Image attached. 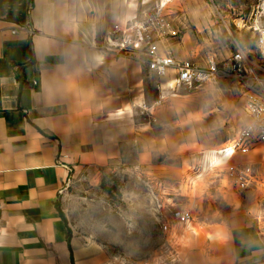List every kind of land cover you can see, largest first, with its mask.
<instances>
[{"label":"crops","instance_id":"crops-1","mask_svg":"<svg viewBox=\"0 0 264 264\" xmlns=\"http://www.w3.org/2000/svg\"><path fill=\"white\" fill-rule=\"evenodd\" d=\"M157 1L0 0V264H124L115 238L73 232L56 203L64 214L59 191L67 179L150 163L152 73L90 41ZM21 26L33 34L11 33ZM260 146L239 159L264 181ZM258 210L197 221L205 235L193 220L175 264H264Z\"/></svg>","mask_w":264,"mask_h":264},{"label":"rangeland","instance_id":"rangeland-1","mask_svg":"<svg viewBox=\"0 0 264 264\" xmlns=\"http://www.w3.org/2000/svg\"><path fill=\"white\" fill-rule=\"evenodd\" d=\"M255 2L175 0L168 17L177 32L170 40L175 57L202 65L207 53L221 59L232 52L234 39L241 46H250L253 33L242 25ZM185 34L183 45L177 47ZM173 76L174 72L163 78L152 74L150 79V163H121L96 177L71 178L62 189L59 202L69 228L91 238L105 234L115 238L114 248L120 251L119 261L124 264L150 259L165 244V236L152 220L148 191L139 177L165 181L167 198L193 212V229L202 235V227L194 225L197 221L230 219L241 209L249 211L264 193V188L256 186L235 191L222 173L219 156L212 161L217 167L207 171L209 155H213L209 153L224 147L246 121L234 85L221 81L173 96L168 86ZM183 236L180 239L185 245L188 234Z\"/></svg>","mask_w":264,"mask_h":264},{"label":"built area","instance_id":"built-area-1","mask_svg":"<svg viewBox=\"0 0 264 264\" xmlns=\"http://www.w3.org/2000/svg\"><path fill=\"white\" fill-rule=\"evenodd\" d=\"M174 1L158 0L138 17L114 24L105 36L98 39L94 35L90 46L98 51L136 58L158 78L174 72V78L169 82L173 96L221 81L232 83L233 90L243 102L246 121L235 136L213 155L221 160L226 157L222 173L235 191L244 192L252 186L260 188L264 181L257 175L254 165L239 158L245 157L257 145L264 144V0H256L248 20L242 25L253 33L251 45L241 46L234 39L232 52L221 59L207 53L202 65L189 59L178 60L170 47V40L177 36L168 18ZM18 29L25 30L30 36L33 34L32 29L22 26L14 28L11 33L15 34ZM212 161V157L208 158L207 171L217 167ZM138 179L148 191V209L153 221L165 236L164 246L154 254L151 263H178L182 260L180 238L193 222V212L170 202L171 198H167L166 193L169 186L162 179L147 176ZM69 183L70 179H67L62 189ZM256 204L259 210L253 220L257 237L264 247V193Z\"/></svg>","mask_w":264,"mask_h":264},{"label":"trees","instance_id":"trees-1","mask_svg":"<svg viewBox=\"0 0 264 264\" xmlns=\"http://www.w3.org/2000/svg\"><path fill=\"white\" fill-rule=\"evenodd\" d=\"M56 208H57V210H58V212H59V215H60L61 219H63L64 221H66V220H65V216H64V214L62 213V211H61V209H60V205H59V203H56Z\"/></svg>","mask_w":264,"mask_h":264},{"label":"bare ground","instance_id":"bare-ground-1","mask_svg":"<svg viewBox=\"0 0 264 264\" xmlns=\"http://www.w3.org/2000/svg\"><path fill=\"white\" fill-rule=\"evenodd\" d=\"M209 154H214V153H209ZM210 157H212V159H215V157H214V155H209V158ZM224 158H226V157H224ZM224 160V159H223ZM220 161H222L221 159H220ZM219 160L218 161H216V162H220ZM215 163V162H214Z\"/></svg>","mask_w":264,"mask_h":264},{"label":"snow or ice","instance_id":"snow-or-ice-1","mask_svg":"<svg viewBox=\"0 0 264 264\" xmlns=\"http://www.w3.org/2000/svg\"><path fill=\"white\" fill-rule=\"evenodd\" d=\"M228 151H229V154H231V151H232V150H231V149H229Z\"/></svg>","mask_w":264,"mask_h":264}]
</instances>
